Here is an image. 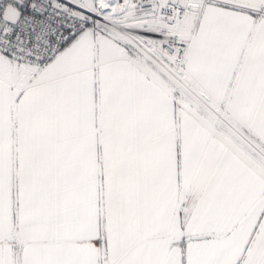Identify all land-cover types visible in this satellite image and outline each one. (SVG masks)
Masks as SVG:
<instances>
[{"label":"snow or ice","instance_id":"1","mask_svg":"<svg viewBox=\"0 0 264 264\" xmlns=\"http://www.w3.org/2000/svg\"><path fill=\"white\" fill-rule=\"evenodd\" d=\"M0 264H264V0H0Z\"/></svg>","mask_w":264,"mask_h":264}]
</instances>
